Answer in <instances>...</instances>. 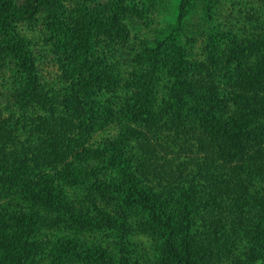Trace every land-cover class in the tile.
Wrapping results in <instances>:
<instances>
[{"label": "trees", "instance_id": "trees-1", "mask_svg": "<svg viewBox=\"0 0 264 264\" xmlns=\"http://www.w3.org/2000/svg\"><path fill=\"white\" fill-rule=\"evenodd\" d=\"M138 1L0 0V65L12 73L0 92V264H39L44 229L85 228L99 237L68 235L52 264H141L143 231L163 264L264 263V0H206L200 47L185 32L193 0L150 41L131 32ZM41 11L56 86L38 75L37 38L14 27Z\"/></svg>", "mask_w": 264, "mask_h": 264}, {"label": "rangeland", "instance_id": "rangeland-1", "mask_svg": "<svg viewBox=\"0 0 264 264\" xmlns=\"http://www.w3.org/2000/svg\"><path fill=\"white\" fill-rule=\"evenodd\" d=\"M18 3H23L24 0H15ZM224 1V0H220ZM231 1H238V0H230L227 2L228 5L232 7ZM181 0H139L138 5L139 8L143 10L144 17L142 19L135 18L132 21L131 27H132V34L136 35V38L138 40L140 39H146L147 41H150L151 39H157L161 38L164 34H167L169 32V29L173 26L176 16L178 14V7ZM225 3V2H223ZM226 3L225 6H228ZM66 5V4H65ZM206 6V0H193L192 7L187 15L188 22L185 24V32L188 36L194 35L195 36V46H202V40L204 37V28L206 26V11L204 10ZM248 6H251L254 8L253 5L249 4ZM65 7V6H64ZM228 10L225 8L220 9L218 12V17H222L224 15H228ZM254 12V11H253ZM245 13V11H243ZM232 14L236 16L235 10L232 11ZM44 20H49V16L44 11H41L38 13V15L33 18L31 21H21L15 24L16 31L20 34H23L25 37L29 38V35H34L37 38V51L43 55L37 62L38 64V75L40 78L43 76L46 81L44 83H49L54 86H56L57 83V76L61 75L62 66L60 62V58L51 59L50 57L56 56L54 52V45H52V41L50 42L47 40L49 37L48 33V26L43 22ZM129 23V22H128ZM146 23V24H145ZM148 24V25H147ZM129 25V24H128ZM39 49V50H38ZM48 50H50V53H48ZM57 57V56H56ZM116 58V56H115ZM9 68H11V65H8L7 68L4 70V67L0 65V78L2 80V83L4 86L7 87H1L0 89L2 91H5L6 88H10V81L12 80L11 76L12 73L9 71ZM3 78V79H2ZM42 78V79H44ZM58 84V83H57ZM8 91V90H7ZM113 131L107 130L105 133L108 135L111 134ZM100 137V131L96 130L92 137L88 139V143L94 144L95 140ZM188 167L191 168V164H188ZM140 176V174L138 175ZM204 177L200 176L199 174H196L195 179L193 180L199 187V189H203L204 185ZM156 185V184H155ZM154 185V186H155ZM71 187H69L68 192L71 193ZM77 190H72V193ZM89 191H84L83 194L87 195ZM82 193V192H81ZM80 193V194H81ZM74 195V198L76 196ZM80 204V205H79ZM77 204L76 210L79 211L81 208H86V204ZM203 207L200 208V210L203 211ZM217 209V208H216ZM195 212V211H194ZM203 213V212H202ZM196 214L199 215L196 211ZM213 214V213H210ZM196 222V220H195ZM196 230L200 231L205 226L195 225ZM91 229L85 228V229H78L75 231V234H67L65 235V230H57V229H44L42 233H40V238L42 242L44 243L45 249L47 250L45 255L42 256L41 261L39 264H52L53 258L57 253V247L61 246L62 243L65 241V237H68V235L73 238H75L77 244L79 246L90 244L93 242V238L99 237L100 233H93L90 231ZM112 235L107 239L108 241L112 239ZM153 237H151L149 234H146L144 231L140 232L138 236L136 237L137 242L134 246V253L133 256L137 258V261L141 264H163L164 261L163 257H161L162 251L161 247L158 246V238H154V241H152ZM107 242H104V247H107ZM245 251L248 250L247 247L244 248ZM224 251V250H223ZM228 257L226 255L218 256V259H214L210 264H259L260 259H254L253 261H248L247 257L244 256H236L234 253H227ZM75 256V255H74ZM225 256V257H224ZM101 263V262H100ZM67 264H83L80 263L79 258L73 257V260H71L70 263ZM102 264H115V262L109 261V263H102ZM209 264V263H207ZM264 264V263H263Z\"/></svg>", "mask_w": 264, "mask_h": 264}]
</instances>
